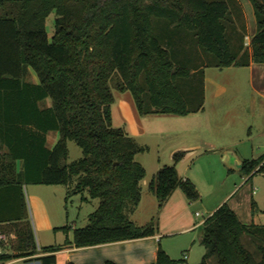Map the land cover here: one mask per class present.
Masks as SVG:
<instances>
[{
    "label": "trees",
    "instance_id": "obj_1",
    "mask_svg": "<svg viewBox=\"0 0 264 264\" xmlns=\"http://www.w3.org/2000/svg\"><path fill=\"white\" fill-rule=\"evenodd\" d=\"M251 2L257 31L247 47L237 0H0V222L13 221L20 250L3 251L0 260L32 256L41 264H56V251L63 247L45 246L48 253L39 254L25 212L26 184H65L69 196L99 199L88 223L75 228L65 245L84 247L156 233L154 226H140L131 218L147 172L136 155L146 147L113 125L112 81L120 91H131L142 116L202 110L206 67L264 63V0ZM52 13L55 31L50 37L46 21ZM155 18H165L171 26L158 22L156 33ZM175 27L194 31L198 46L216 58L185 65L188 51L168 33ZM30 69L38 81L28 79ZM182 78L193 85L201 82L202 97L195 107L180 89ZM49 98L50 105L42 107ZM52 131L59 138L49 147ZM69 140L84 153L72 162ZM189 152L176 150L175 164L153 175L149 189L160 206L177 188L189 199L199 198L195 184L176 166ZM242 169L249 175L264 172V154L245 159ZM9 202L16 207L7 212L3 207ZM55 229L68 232L70 226ZM247 236L257 251L246 244ZM201 243L206 252L195 264H264V225L243 223L227 202L203 221ZM176 261L160 245L151 264Z\"/></svg>",
    "mask_w": 264,
    "mask_h": 264
},
{
    "label": "rangeland",
    "instance_id": "obj_2",
    "mask_svg": "<svg viewBox=\"0 0 264 264\" xmlns=\"http://www.w3.org/2000/svg\"><path fill=\"white\" fill-rule=\"evenodd\" d=\"M55 17L56 14L52 13L46 21L50 37L55 31ZM244 21L249 22L248 19ZM158 22L171 26L167 19L155 18L156 33L160 32ZM237 22L240 23L238 17ZM176 28L179 27L167 32L174 40L182 41V47L188 51L185 65L195 66L216 58L213 53L198 46L194 31L183 28L176 31ZM248 28L251 31L254 27L248 25ZM246 41V46L250 47V32ZM205 72L204 109L188 116H142L131 91H120L115 88V79L112 81L116 98L112 105L113 125L122 127L140 145L146 147L136 155V160L147 171L141 182L146 194L131 218L139 224L156 228L160 234L161 246L172 259L177 260L175 264H195L202 260L206 252L201 243L202 223L236 192L233 199L244 196L245 201L249 200L247 194L253 193L258 202L256 207L260 209V213H264V172L256 174L252 180L246 182L249 174L238 167L240 161L257 158L264 153V92L259 91L264 86L256 75L253 81L252 70L247 66H213L207 67ZM28 79L38 81L37 75L31 69ZM179 85L190 107H195L202 97L201 82L193 85L191 79L182 78ZM50 103L49 98L41 106L47 107ZM58 138L57 131L50 132L48 146L53 147ZM68 147V162L84 156L82 148L75 141L69 140ZM180 149H190V152L176 166L182 175L195 184L199 198L189 199L179 188L178 192L183 196L180 200L176 198L172 203L160 206L157 197L147 191L149 183L162 166L175 164L173 153ZM24 196L25 212L38 250H41L40 243L45 242L38 237L40 231L36 228L33 196L44 202L50 213L59 215L60 220H56L59 224L63 219L65 225H70L73 221L79 226L85 225L89 213L96 209L94 203L82 201V193L69 196L65 184H26ZM93 202L99 203V199L96 198ZM2 233L0 246L4 252L14 253L18 244L16 231L7 226ZM58 233L48 230L43 234L54 240L60 237ZM245 242L257 251V244L250 236L245 238Z\"/></svg>",
    "mask_w": 264,
    "mask_h": 264
},
{
    "label": "crops",
    "instance_id": "obj_3",
    "mask_svg": "<svg viewBox=\"0 0 264 264\" xmlns=\"http://www.w3.org/2000/svg\"><path fill=\"white\" fill-rule=\"evenodd\" d=\"M237 2L242 9V15L244 17V20L245 19L249 20L248 23H247V21H245L246 28H247L245 36H248V32H250L251 38H252L253 35L257 31V18H256L254 6H253L251 0H237ZM248 25H251L254 28L251 29V31H249ZM245 43L247 44V41H245ZM246 66L250 67V69L252 70L253 81H255V75H256V76H258V81L261 84H263V86H264V70H263L264 69V63L251 62L249 65H246ZM208 67H213V66H208ZM206 68H205V70H206ZM205 82H206V72H205ZM259 91L264 92V87H263V89H260ZM202 110H200V111H202ZM200 111H198V112H200ZM194 113H197V112H193L190 114H194ZM190 114H188V115H190ZM188 115H185V116H188ZM48 136H49V134H48ZM262 154H264V153H262ZM260 156H258V157H260ZM178 171L180 173L179 169H178ZM258 173H262V172L256 171L255 173L248 175L246 177V182L248 180H252L254 178V176ZM180 175L183 178H187L185 175H182L181 173H180ZM141 186H142V198H143V196L146 194L145 193L146 191L144 190L142 183H141ZM178 189L179 188H177L172 193V195L164 203V205H166L168 203H172V201H174L176 198L180 200L181 197H183L181 192H178ZM147 191H148V193H152L150 191L149 187H148ZM236 193L234 195H232V197L227 200V203H229V205L235 210V212L238 214L240 220L246 224L254 223V224H258V225H264V213H260V211H259L260 209L256 207L258 202H257L256 198L254 197V194L248 193L247 196H248L249 200L245 201L244 196H243V198L237 197V198L233 199V197H235ZM32 199H33V206H34L33 207L34 208L33 209L34 210V216H36V219H35L36 228H38V230L40 231V232H38V237L40 239L42 238L44 240L43 242H45V243H40L41 250H40L39 254L48 253V252H44L42 249L45 246L57 245V244L63 245V247L61 249L56 251V255H57V263L56 264H105L107 261H114L117 264H151V263L156 262V260H157L158 249H159V246L161 245L160 239H159L160 234L158 233L157 230H156V233L154 235L142 237V238H136V239H127V240L102 243V244L84 246V247H76V246L70 245V244L65 245L64 243H65V240L67 238L73 239V231L75 230V228L80 227L78 225V223L76 221H73L69 225L70 229L68 230V232H65L62 229L56 230L55 229L56 227H60V226L65 225L63 223L64 220L62 219V223H60V224L56 223V220H60L59 215H57V214L53 215L52 213H50L46 207V204L44 202H42L40 199H37L36 196H33ZM95 199L96 198H93V199L89 198L86 200L82 199V201H85L88 203H94L93 205H96V209H97L99 203L93 202V201H95ZM152 199L153 198L151 197V200ZM9 204L10 205H6L5 207H3V209H5L7 212L12 211L16 207V203L13 204V203L9 202ZM137 208H136V210H137ZM136 210L132 214H134L136 212ZM88 220H89V215H88ZM133 220L137 223V221L135 219H133ZM12 223H13V221H10V220L0 222V236L3 235L2 232H3L4 228H6L8 225L13 226ZM137 224L140 226L145 225V224L143 225V224H139V223H137ZM82 226H84V225H82ZM48 230H53L54 232H57V233L59 232L58 235L60 237L59 238L57 237L58 239H54V240L51 238H46L43 233L45 231H48ZM12 235L14 236L13 233H12ZM18 252H20V250L14 251V253H18ZM27 262L28 263H34V264H41V262L39 260L33 259L32 256H20V257H14V258H11L8 260H1L0 264H18V263L24 264Z\"/></svg>",
    "mask_w": 264,
    "mask_h": 264
},
{
    "label": "water",
    "instance_id": "obj_4",
    "mask_svg": "<svg viewBox=\"0 0 264 264\" xmlns=\"http://www.w3.org/2000/svg\"><path fill=\"white\" fill-rule=\"evenodd\" d=\"M238 167H239L240 169L243 168V161H240V162L238 163Z\"/></svg>",
    "mask_w": 264,
    "mask_h": 264
},
{
    "label": "built area",
    "instance_id": "obj_5",
    "mask_svg": "<svg viewBox=\"0 0 264 264\" xmlns=\"http://www.w3.org/2000/svg\"><path fill=\"white\" fill-rule=\"evenodd\" d=\"M247 38H248V36H246ZM1 237V236H0ZM3 252V249H2V247L0 246V253H2Z\"/></svg>",
    "mask_w": 264,
    "mask_h": 264
}]
</instances>
